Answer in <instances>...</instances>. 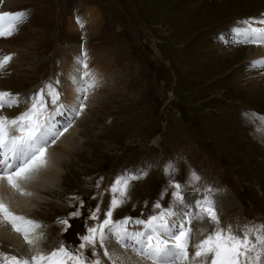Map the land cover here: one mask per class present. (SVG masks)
<instances>
[{
	"label": "rangeland",
	"instance_id": "obj_1",
	"mask_svg": "<svg viewBox=\"0 0 264 264\" xmlns=\"http://www.w3.org/2000/svg\"><path fill=\"white\" fill-rule=\"evenodd\" d=\"M17 11L27 12V20L14 35L0 37V57L16 55L0 71V91L24 100L61 81L62 65L75 58L76 47L79 60L88 54L98 82L72 119L79 131L63 163L64 178L28 214L42 225L47 249L81 251V237L98 223L91 212L99 205L103 220L110 187L121 174L147 172L131 182L130 199L113 211V220L154 214L166 188L161 203L170 204L169 162L176 169L172 179L182 185L192 171L201 177L198 191L184 188L186 200L214 189L223 226L264 223V132L242 118L248 111L264 113V69L250 64L264 58V44L230 43L241 21L264 14V0H0V13ZM15 41L22 56L18 48L9 51ZM249 49L256 57L249 58ZM27 107H6L0 115L13 118ZM60 144L59 137L49 147ZM76 208L81 215L72 217ZM199 226L209 227L195 221L193 234ZM11 247L0 240V251L17 252ZM83 251L92 259L90 249Z\"/></svg>",
	"mask_w": 264,
	"mask_h": 264
},
{
	"label": "snow or ice",
	"instance_id": "obj_2",
	"mask_svg": "<svg viewBox=\"0 0 264 264\" xmlns=\"http://www.w3.org/2000/svg\"><path fill=\"white\" fill-rule=\"evenodd\" d=\"M27 15L25 11L0 13V37H10L17 33L26 22ZM77 23L83 27L79 18ZM240 24L242 26L233 29L230 43L264 44V14L260 18L245 19ZM87 55L86 52L82 54L70 77L75 85V95L71 101H61V92L54 86L60 83L59 80L48 82L39 92L24 100L18 94L0 91V110L16 107L21 103L29 105L24 112L13 118L0 115V183L6 182L9 188L21 195H31L25 191L23 184L32 180L47 166L46 149L72 126V119L86 107L84 101L88 99V93L97 87L98 82L89 69ZM12 59L11 54L0 57V71ZM250 64L264 69V58L251 61ZM49 105L54 106L53 111L49 110ZM64 112L69 114L70 119L60 126L54 118ZM242 118L256 125V132H264V113L248 111L242 114ZM175 171L171 162L164 168L165 175L170 177L172 202L161 203L168 192L166 188L161 193V200L153 204L156 210L154 214L143 219L124 217L113 220L112 217L113 211L130 199L131 182L146 176L147 172L127 173L116 177L110 187L111 203L103 220H100L101 209L97 205L90 218L98 223L87 228V234L81 237L82 242L79 244L81 251L77 254L63 246L50 253L43 252L38 247L43 235L38 230L42 225L16 214L0 198V223L10 225L15 233L22 236L29 249L28 254L21 255L0 251V264H103L97 248L103 250L102 255L110 264H131V258L117 252L115 245L125 251L131 250L140 260L150 261V264H264V223H249L235 228L231 223L223 226L217 202L211 198L214 189L208 187V195L193 201L186 200L184 188L191 185L198 191L196 185L201 177L192 171L187 185H182L172 179ZM96 186L99 187V183ZM80 207H83L82 201ZM70 215L77 217L81 212L76 208ZM195 221L202 224L207 222L209 227L199 229L203 238L193 245ZM130 222L142 225V230H130ZM60 223L69 225L68 219H63ZM190 247H194V252L190 253ZM85 249L91 250L92 259L85 256Z\"/></svg>",
	"mask_w": 264,
	"mask_h": 264
},
{
	"label": "bare ground",
	"instance_id": "obj_3",
	"mask_svg": "<svg viewBox=\"0 0 264 264\" xmlns=\"http://www.w3.org/2000/svg\"><path fill=\"white\" fill-rule=\"evenodd\" d=\"M7 44H10V43L8 42ZM13 46H15V49H12L11 48L12 46H9V48L11 49V50H9L10 52H15L14 50H16V48H18V46H19L18 41H15ZM17 50H19V52H20L18 56H22L24 54L23 53L24 50L22 48H18ZM76 50H78V47H76L73 51V53H75V58L72 60L66 59L62 65L63 71L61 74V81L58 85H59V90H63V92L65 94V95H63V97H64L63 101H65V100L71 101L73 99V96L75 95V92H74L75 85L72 83L70 77L73 75V73H74V71L77 68L78 63H79V56H78L79 54L76 53L77 52ZM248 52H249V56H250L249 58L255 56L257 53L256 51H253V49L252 50L249 49ZM73 53H71V54H73ZM13 54H15V53H13ZM14 56H16V55H13V58H14L13 61L16 60V58ZM261 78L262 77H260L259 79H261ZM238 83H240V82H238ZM255 83H259V82H257V80H256ZM260 91H264V89L260 90ZM49 110L53 111L54 107L49 106ZM68 115L69 114L67 112H64L62 115L55 116L54 119L56 122H58V124L60 126H63L69 120ZM75 124H76V122H75ZM78 131L79 130H78V127L76 125L69 127L67 129V131H65V134L69 135L68 136L69 140L68 139L64 140L63 138L65 136L62 135V136H60V141H61L60 145L51 146V147H48L46 149V157L48 160L47 166L44 169H42L37 175H35V177L32 180L25 182L23 184L25 191L31 193L30 196L29 195H21L20 193L14 191L13 189L8 187L6 182L0 183V198H2L4 200V202L9 205L10 209L13 212H15L18 215H23V216L29 218L30 214L36 213L35 211L37 210L38 206L43 201H47L45 196L49 195V192H54L55 186H57L58 183L62 180V178H64L63 175L65 173V169H64L63 163L67 162L69 159H71L72 155L70 153L72 152V149H73V146L71 144L74 141V137H75L74 134ZM199 198H201V197L199 196ZM219 202H220V200H219ZM37 214H38V212H37ZM142 228H143L142 225H140L139 227H134V226L129 227L130 230H133V229L142 230ZM199 229H200V226L196 227V229L194 231V234L192 237V244L193 245L195 244V242L198 239L202 238V236L199 232ZM38 231L40 232V229ZM0 240H2L5 243L10 244L17 251V252H14V255H21V254H28L29 253L28 246L25 244L22 236L15 233L12 230L11 226L8 224L0 223ZM38 247L45 253H50V252L58 249L57 247L47 249L45 247V245L42 244V239L39 242ZM115 250L117 252L121 253L122 255H124L125 257H130L131 258V264H150V261L140 260L134 253L131 252V250L125 251L123 248H120L119 245H115ZM189 251H190V253L194 252V247H190Z\"/></svg>",
	"mask_w": 264,
	"mask_h": 264
}]
</instances>
